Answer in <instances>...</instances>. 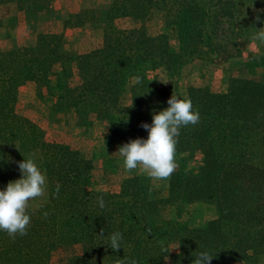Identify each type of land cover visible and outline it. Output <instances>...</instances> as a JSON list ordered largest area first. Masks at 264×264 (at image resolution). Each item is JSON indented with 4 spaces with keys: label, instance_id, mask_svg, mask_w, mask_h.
<instances>
[{
    "label": "rangeland",
    "instance_id": "rangeland-1",
    "mask_svg": "<svg viewBox=\"0 0 264 264\" xmlns=\"http://www.w3.org/2000/svg\"><path fill=\"white\" fill-rule=\"evenodd\" d=\"M32 2L26 0L24 4L29 6ZM82 7L95 8L102 25L87 23L73 26L75 29H69L66 34L60 32V51L71 57L64 66L56 62L47 73H38L29 67L16 69V111L35 119L33 121L43 128L46 140L67 144L85 154L88 162L81 176L85 191L109 193L108 201L124 204L129 197L115 198L113 195L125 184L137 186L145 201L150 202L146 205L149 213L142 204L138 206L134 215L137 219L135 229L147 232L169 226L170 230L190 234L193 229L202 228L216 218L221 255L227 259L222 264H264V227L260 220L264 218V152L250 154L240 161L242 164L238 167L246 176L235 185L224 173L204 165L203 149L196 145L187 150H176L178 167L166 181L150 180L138 170L126 171L118 153L124 142L122 137L147 139L148 132L140 125H151L153 114L161 111L155 106L158 100L164 110L172 95L190 99L195 104L197 99L212 100V96L228 94L231 85L248 84V87L264 92V45L253 38L259 28L264 27V0H84ZM67 14L63 9L56 13L46 10L39 21L32 23L33 32L23 39L35 38L38 30L46 31L49 24L42 21L65 20ZM103 24L109 28L105 29ZM178 26L182 27L180 35ZM134 29L139 30L136 37ZM129 31H133V41L141 37L143 31L145 37L152 38L151 42L161 45L158 52L129 47ZM115 38H119L122 48L104 46L105 41ZM163 46L168 47L166 52L172 51L168 52L170 55L173 51L179 52L178 58H182L179 63L182 64L177 62L174 68L153 64L152 59L164 55ZM95 51L100 57L109 56L117 61L116 65L105 64L102 72L105 79L114 81V87L109 85L105 95L117 98L119 109L109 104L100 107V101L89 97L75 106L65 96L67 86L73 87L93 72L89 71L90 67H87L89 72L85 69L88 73L81 72L80 62L74 56ZM118 58L123 62L127 58L133 61L128 65L120 63ZM64 69L68 73L66 78L63 77ZM134 74L142 78L141 83H134ZM69 80L72 85L68 84ZM135 101L138 103L133 109ZM260 102L264 104V96ZM214 110L219 117L216 107ZM199 115L208 117L205 112ZM235 118H239V114L236 113L233 120ZM221 119L224 121L225 118ZM113 124L116 128L113 132L123 142L112 139ZM259 129L239 133L255 138L264 135V130ZM187 135L193 137L192 133ZM211 147L220 158L218 166L225 163L224 159L240 156L224 140H211ZM258 149L260 147H256ZM4 151L10 166L9 181L21 178L17 162L29 158L34 159L45 174L38 150L20 151L18 143L10 141L4 144ZM220 174L227 180L219 181ZM206 178L211 182L212 192L209 188L204 190ZM189 180L195 185L198 181L202 184L201 199L183 200L180 196L185 194L184 186L182 192L177 193L176 186L181 182L188 185ZM9 181L0 185V190L6 188ZM48 195L47 184L46 195L30 201L28 208H38ZM157 205L159 208H155ZM145 217L147 221L143 219ZM176 247V243H171L172 251ZM80 254V244L59 246L52 251L49 264H61L68 257ZM162 264H171L170 258Z\"/></svg>",
    "mask_w": 264,
    "mask_h": 264
},
{
    "label": "trees",
    "instance_id": "trees-1",
    "mask_svg": "<svg viewBox=\"0 0 264 264\" xmlns=\"http://www.w3.org/2000/svg\"><path fill=\"white\" fill-rule=\"evenodd\" d=\"M4 1L7 0H0V2ZM95 13L93 7H82L78 12L69 13L63 24L70 27L83 26L87 23L102 25L98 22L99 19ZM103 27L109 28L106 24H103ZM181 28L178 26L179 35L182 34ZM138 31V29L135 30V37ZM128 33L131 39L133 31ZM61 34L41 32L34 43L0 51V185L9 181L10 178V166L4 144L16 141L20 151L38 150L40 152L49 189L45 202L36 209L28 208L31 223L26 236H17L13 241L6 232L0 231V264H49L50 255L54 249L71 244H80L82 254L70 256L61 264H130L132 260H135L137 264H162L166 258H170L171 264H193L198 253L202 251H208L214 256L211 264H222L227 259L221 255L216 218L202 228L193 229L190 234L170 230L169 226H160L157 230L147 232L135 229L137 219L134 215L137 214L138 206L142 204L147 209L146 205L148 201L150 202V200L145 201V196L137 186L125 184L119 193L113 195L115 198L129 197L124 204H117L114 200L108 201L109 193L85 191L81 177L88 162L85 154L67 144L46 140L44 130L39 124L16 111L18 89L14 71L20 67H29L38 73H47V69L56 62L64 66L67 58L71 59V57L60 51L62 41L58 37ZM198 34H200L199 31ZM132 41V39L128 41L129 47L143 48L145 51L154 53L161 47L159 43L151 42L152 38L145 37L143 31H141V37ZM104 46L122 48L119 38L105 41ZM167 48L166 46L161 48L164 50V55H161L159 59H152L153 64L174 68L177 62L181 61L182 58H178L179 52L175 54L173 51L170 55L168 52L172 51L166 52ZM101 51L99 50V53ZM96 53L98 52L74 56L80 62L81 72L87 70V67H90L89 71L93 70V72L87 75L86 79H80L76 85H72L69 80L68 84L73 87L67 86L65 96L69 97V102H74L75 106L89 97L91 100L100 101V107H106V104H109L119 109L117 98L105 95L109 85L110 88L114 87L112 86L114 81L105 79V73L102 72L105 64L116 65L117 61L109 56L100 57L99 53L97 55ZM118 59L120 63L128 65L133 61L129 58L125 62L121 58ZM183 62L185 63V60ZM87 71L86 73L89 72ZM67 75L64 69L63 77L66 78ZM133 76L136 77V74ZM132 88L135 89L134 85ZM156 91L159 92V89ZM133 93L136 95V89ZM263 96L264 92H258L245 84L241 87L231 85L228 94L221 97L212 96V100L197 99L193 104V110H198L200 114L205 112L208 117L200 115L198 124L181 127L176 150H187L196 145L203 149L206 167L215 168L222 175L224 173L229 178L228 181H233L232 184L244 179L246 175L238 164H242L240 161L245 160L250 154L264 152V135L253 138L240 134L239 131L259 128L264 130V104L260 102ZM137 103V101L134 102L133 109H136ZM155 106L163 110L159 100ZM215 107L219 117L215 115L217 113L214 110ZM236 113L239 114V118L233 120ZM221 118H225L224 121ZM115 130L113 124L112 139L121 141L117 137L118 134L113 132ZM212 131L216 133L211 134ZM187 133H192L193 137L190 138ZM122 140L125 143L130 141L123 137ZM211 140H224L232 150L238 151L239 159L237 156L233 159H224L225 163L218 166L220 158L211 147ZM256 147L260 149L256 150ZM221 174L217 177L219 181L227 180ZM205 183L204 190L209 188L208 191L212 192L211 182L207 178ZM57 184L60 186L58 197L55 195ZM183 186L185 194L188 193L187 197L181 193ZM176 191L182 194L180 197L183 200L201 199L203 192L200 181L195 185L190 180L188 185L179 183ZM100 196L104 199L103 208L98 203ZM147 210L149 213V209ZM45 213H47L46 216ZM141 217H144V214ZM143 219L147 221L146 217ZM260 220L264 227V218ZM116 232L121 233L123 239L121 248L113 251L108 247L109 237ZM161 242L169 251L171 243H176L177 247L174 251L165 253L162 251Z\"/></svg>",
    "mask_w": 264,
    "mask_h": 264
},
{
    "label": "clouds",
    "instance_id": "clouds-1",
    "mask_svg": "<svg viewBox=\"0 0 264 264\" xmlns=\"http://www.w3.org/2000/svg\"><path fill=\"white\" fill-rule=\"evenodd\" d=\"M259 19V17H257ZM260 45H264V27L259 28L253 37ZM137 75L134 83H141ZM166 83V82H165ZM168 107L153 114L152 123H142L140 126L147 130V139L137 138L119 147L118 153L123 160V168L132 172L138 170L154 181H166L176 171V146L181 127L199 123L198 110H193L190 99H178L175 95L167 101ZM22 174L20 179L9 181L6 188L0 190V231H4L14 241L17 236L28 234L31 223L28 207L30 201L44 197L47 192V179L34 159H24L17 162ZM59 184L55 195H59ZM101 208L105 206L102 196L98 197ZM47 213H45V216ZM103 234V231L101 235ZM123 237L119 232L109 237V245L113 251L121 248ZM162 251L170 252L161 242ZM175 249V248H173ZM214 256L208 251L198 253L193 264H211ZM130 264H137L132 260Z\"/></svg>",
    "mask_w": 264,
    "mask_h": 264
},
{
    "label": "crops",
    "instance_id": "crops-1",
    "mask_svg": "<svg viewBox=\"0 0 264 264\" xmlns=\"http://www.w3.org/2000/svg\"><path fill=\"white\" fill-rule=\"evenodd\" d=\"M25 1L7 0L0 2V51L8 50L14 46L34 43L37 35L41 32H64L66 34L69 29H75L74 27L64 26V20L55 18L54 20H47V22L42 21L43 24H49L47 25L49 28L46 31L44 29L42 31L38 30L35 38L28 39L27 41L23 39L33 32L32 23L40 19L41 14L45 13L46 10H49L51 13H56V11H60L61 9L65 10L68 14L78 12L82 8L84 0H32L33 2L29 6L24 4ZM49 2L51 3L50 5L48 4ZM33 10L36 12L34 13ZM68 14L66 17H68Z\"/></svg>",
    "mask_w": 264,
    "mask_h": 264
}]
</instances>
